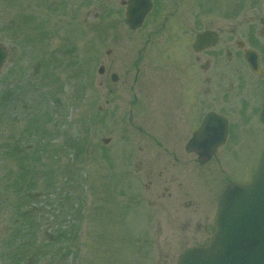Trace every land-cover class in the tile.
Segmentation results:
<instances>
[{
  "label": "rangeland",
  "instance_id": "374dc122",
  "mask_svg": "<svg viewBox=\"0 0 264 264\" xmlns=\"http://www.w3.org/2000/svg\"><path fill=\"white\" fill-rule=\"evenodd\" d=\"M69 3L68 16L56 12L50 30L30 27L22 37L16 29L0 32L6 51L0 70V264H176L184 249L200 242L185 228L178 197L183 188H197L201 197L210 192L181 169L177 179L184 187L174 185L171 198L163 193L158 199L157 178L168 158L164 129L149 122L146 108L139 113L144 97L131 107L132 62L140 58V71L148 74L153 49L141 53L145 31L133 34L134 43L103 41L129 39L114 12L119 0ZM224 4L183 0L180 8L192 16L195 9L208 14ZM32 8L21 17L36 24ZM111 74L120 76L116 83ZM248 132L245 146L232 143L229 182L247 183L256 166L263 131ZM240 135L246 136L243 130ZM186 199L198 200L193 194Z\"/></svg>",
  "mask_w": 264,
  "mask_h": 264
},
{
  "label": "flooded vegetation",
  "instance_id": "af4514ba",
  "mask_svg": "<svg viewBox=\"0 0 264 264\" xmlns=\"http://www.w3.org/2000/svg\"><path fill=\"white\" fill-rule=\"evenodd\" d=\"M8 1L15 6H10L6 3ZM30 1L0 0V32L16 29L22 37L30 27L37 31L50 30L57 22L54 18L56 12L65 11V16L70 12L69 0H37L35 7L33 3L29 5ZM128 1L119 0V8L114 12L120 17L119 28L124 39H129H118L117 42L115 38L104 37L103 41L123 44L131 40L134 43L133 34L145 31L141 53L142 50L153 49L152 68L148 74L141 73V59L136 57L133 60L131 107L139 106V99L144 97L145 105L140 106L139 113L142 114L146 108L150 113L149 122L164 129L162 140L166 143L164 151L168 158L163 165L164 173H159L157 178L162 193H157L158 199L164 198L163 193L171 198L170 191L174 185L184 187L177 179L184 175L183 172L178 175L181 169L192 174L195 180L201 178V184L197 185L206 186L209 190V197H201L197 188L195 191L192 188V192L183 188L185 193L181 191L178 197L181 214L186 221L185 228L192 239L200 241L192 246H206L215 230L218 196L229 182L227 169L235 154L233 141L236 140L237 146H245L248 130L254 127L261 129L263 136L259 140L262 141L259 153H255L253 159H259L264 147V124L260 121L264 100V0H225L224 7L211 9L208 14L195 9L192 16L190 10L180 8L183 0H150L152 8L135 31L125 25ZM26 7H33L31 12L36 15V24L30 17H21ZM110 14L111 11L106 10L105 15L108 17ZM203 17H210L209 21H204ZM104 25L110 23L104 22ZM206 32L210 33L213 41L204 39L205 46L196 50V37ZM35 36L38 43H44L40 41L44 37ZM45 43H48L46 38ZM0 47L3 49L1 44ZM107 53L110 54L109 51ZM159 55H162L160 62ZM251 64L255 66L251 67ZM113 78L116 83L120 76L111 74L110 82ZM227 96H241L237 99L240 102L225 101ZM209 114L222 119L225 125L223 143L216 147L211 157L207 153L212 149V140L209 145L197 146L194 151L187 149V144ZM211 127L210 133H215L220 128L219 122L213 121ZM236 130L237 136L234 135ZM241 130L246 136L240 135ZM170 145L177 147L179 152L172 151ZM186 161L191 162L188 169L183 168ZM190 194L198 200L186 199Z\"/></svg>",
  "mask_w": 264,
  "mask_h": 264
},
{
  "label": "water",
  "instance_id": "95a60500",
  "mask_svg": "<svg viewBox=\"0 0 264 264\" xmlns=\"http://www.w3.org/2000/svg\"><path fill=\"white\" fill-rule=\"evenodd\" d=\"M149 9V0H131L125 23L132 30L139 28ZM206 38L213 41L209 33L201 34L197 36L194 48L201 49ZM4 60L5 54L0 51V67ZM102 72L100 68L98 73ZM213 121H218L220 128L210 133ZM261 121L264 122V110ZM224 131V123L215 116H209L189 142L188 151L209 145L212 140V149L207 153L212 155L215 148L223 143ZM217 205L216 231L210 245L185 251L177 264H264V150L251 181L248 184L229 183Z\"/></svg>",
  "mask_w": 264,
  "mask_h": 264
}]
</instances>
